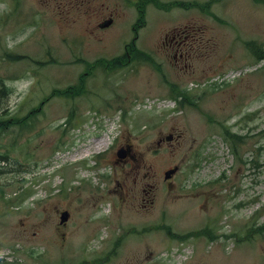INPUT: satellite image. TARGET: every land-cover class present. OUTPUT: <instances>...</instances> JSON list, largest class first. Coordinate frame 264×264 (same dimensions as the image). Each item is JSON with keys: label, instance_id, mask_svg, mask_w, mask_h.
Wrapping results in <instances>:
<instances>
[{"label": "rangeland", "instance_id": "374dc122", "mask_svg": "<svg viewBox=\"0 0 264 264\" xmlns=\"http://www.w3.org/2000/svg\"><path fill=\"white\" fill-rule=\"evenodd\" d=\"M136 1L58 0L53 9L0 0V264H264V2L146 1L135 33ZM111 8L121 13L103 48L82 31ZM178 29L191 46L177 57L182 66L164 43ZM135 34L130 55L145 50L155 67L143 57L109 74L91 69ZM69 86L73 96L57 95ZM180 90L197 103L183 94L181 106ZM227 130L239 133L236 147ZM170 132L181 136L147 150ZM122 141L158 169V189L146 195L154 203L125 223L110 201L108 219L99 214L90 232L86 214L59 223L77 196L90 211H109L102 173L113 178L118 168L97 154L110 148L104 156L115 162ZM174 163L180 172L169 184L161 173ZM139 188L130 194L140 199ZM117 205L131 210L130 198ZM203 227L216 236L194 235Z\"/></svg>", "mask_w": 264, "mask_h": 264}, {"label": "flooded vegetation", "instance_id": "af4514ba", "mask_svg": "<svg viewBox=\"0 0 264 264\" xmlns=\"http://www.w3.org/2000/svg\"><path fill=\"white\" fill-rule=\"evenodd\" d=\"M18 1V0H17ZM40 4V6L44 8L52 7L54 9V3H57L58 0H37ZM133 5V4H130ZM59 7V5H58ZM98 13V11L95 8H92L89 10L88 16ZM121 13V10L118 11V14L116 13L115 8L109 9L105 14L100 16L98 14V17H96L94 20H90L85 25V32L88 34V36L97 41L98 43L102 44L103 48H106L107 42L110 38L116 37L115 32L113 31L112 27L115 24L116 17ZM110 21L109 24L106 25V23ZM183 32V30L178 29L175 32V35H173L170 40L169 34L167 33L165 35L164 43L168 48H174V57L176 58L178 64L182 66L180 61L178 60V56L184 57L186 53H188L191 48L190 42H184L179 38L178 35H180ZM135 41H131L129 43L125 42L123 45H119L120 52L115 53L114 47L112 49H106L102 51V53L98 55L99 56L94 64L97 68L101 69L105 74L108 73L107 70H109V67H118L121 64L122 58L125 56L127 52L130 50L135 51ZM106 51V52H105ZM137 52V51H135ZM188 64H184V66H187ZM181 134H175L173 132H170L169 134H166L164 137L156 139V148H147L150 152L155 151L157 152L159 148L165 146L167 140H174L179 139ZM110 148H107L106 150H102L98 152L97 157L102 158L104 160V167L106 166H115L118 168L116 172V177L113 176L110 173L104 174L102 173V177L104 180H108L109 186L107 188L108 197L104 200V205L106 204L109 207V211L106 212V214L102 212H98L97 210H89L90 207V201L88 199H85L81 196H77L73 200V207L72 212L69 211V209H65L64 211H67L69 215L73 217L76 213H79L81 217H83L84 214L87 215L86 221L90 224L88 226V230L86 232H90L93 230V222L92 220H95L96 218H100L99 214L105 215V219L108 218L106 215L110 212V206L109 202H113V212L114 214L118 213L117 215H120V218H122V221L127 223L125 221V217H133V216H144V212H146V207L152 205L154 203V200H149L146 195L152 193L155 189H158V183L155 182L156 177L158 176V169L157 171L154 169L155 164L151 162H146L143 156H140L137 152H134L132 150L131 143L122 141L116 150V155L114 157L115 162L112 163L111 159H107L104 156L105 152H108ZM110 153V151L108 152ZM176 169L174 173H171V178L168 179L167 174L170 170ZM154 173H153V172ZM152 172V173H151ZM180 172V165L179 163H174L172 166L169 165L166 168H163L161 175L163 176V179L171 184L174 177L177 176V174ZM115 182V183H113ZM140 184V194L142 195L139 199L138 195H132L130 194L131 190H134L135 185ZM168 184V185H169ZM134 185V186H133ZM124 192H128V194H123ZM130 198L131 203V210L129 212H125L123 214L122 207H118V202L120 201L122 204H124L127 199ZM62 211L61 213H63ZM123 214V215H122ZM75 219V218H74ZM101 221L104 222V219ZM128 223H137V222H131V220H128ZM63 223V225H65ZM122 223L119 224L116 223L114 227V233L115 235L118 233V230L122 229ZM74 229L76 233H79L81 231L78 228ZM85 233V231L83 232ZM109 241V239L107 240ZM109 245V243H106V247ZM122 245V244H121ZM120 245V246H121ZM119 248V247H118ZM117 250V249H116ZM105 262V261H104Z\"/></svg>", "mask_w": 264, "mask_h": 264}, {"label": "trees", "instance_id": "16d2710c", "mask_svg": "<svg viewBox=\"0 0 264 264\" xmlns=\"http://www.w3.org/2000/svg\"><path fill=\"white\" fill-rule=\"evenodd\" d=\"M146 1H152V0H139L137 3H136V6H137V9H138V20H137V24H136V26L134 25V28L135 29H138L140 26H144V24H145V19H146V17H145V5H146ZM263 2H264V0H262ZM211 1H208V2H205V3H201V4H198L197 2H191V1H186V4L185 3H183V2H181V1H176V2H164V1H162V0H154V3L156 4V5H158L159 7H161V8H166L168 5H171V4H178V5H181L182 7H184V5H188V7L190 6V5H199L200 7H202V8H205L209 3H210ZM222 20V19H221ZM248 42H250L249 43V45L252 47V48H255V44H254V42H251V41H248ZM247 42V43H248ZM257 59L259 60V61H264V47H262L261 49H260V52H259V55H258V57H257ZM140 60H143V61H145V59L142 57V56H140V59H139V61ZM126 61H127V63H128V61H129V59H128V56H126ZM263 67H264V62H263ZM56 93L57 94H63V95H71V93L70 92H68V91H63V90H57L56 91ZM16 121H18V120H16ZM264 131V130H263ZM225 135V138H227L228 140H230V142L233 144V146L234 147H236V145H237V141L240 139V135H239V133L238 132H235V131H232V130H227L226 131V134H224ZM235 151H238L237 149H235ZM1 156H2V154H1ZM261 228H264V225L261 227ZM261 228L260 227H258V232H260L261 231ZM203 233H206L207 235H209L210 237H215L216 235L214 234V232L210 229V228H206V230L205 231H201V232H199V233H196V234H194V235H202ZM187 236H190V234H186V235H183V236H181L182 238H185V237H187Z\"/></svg>", "mask_w": 264, "mask_h": 264}, {"label": "bare ground", "instance_id": "6f19581e", "mask_svg": "<svg viewBox=\"0 0 264 264\" xmlns=\"http://www.w3.org/2000/svg\"><path fill=\"white\" fill-rule=\"evenodd\" d=\"M82 32H84V34H87L85 31H82ZM143 49V48H142ZM145 50H141L140 49V56H142V57H144V58H146L147 60H151V62L153 63L154 62V57H152V55L150 54V53H147V51H145L146 52V55L145 54H143V52H144ZM7 52H10L9 50L7 51ZM88 73L90 74V75H93L92 73V71L90 70V71H88ZM63 91H68L69 92V90L67 89V88H65V90H63ZM105 140V139H104ZM104 140H102L101 142H103ZM99 144H100V142H98ZM79 149L80 150H83V148L80 146L79 147ZM206 230V228L205 227H203V229H202V231H205ZM202 235H207L206 233H203Z\"/></svg>", "mask_w": 264, "mask_h": 264}, {"label": "water", "instance_id": "95a60500", "mask_svg": "<svg viewBox=\"0 0 264 264\" xmlns=\"http://www.w3.org/2000/svg\"><path fill=\"white\" fill-rule=\"evenodd\" d=\"M175 170H176V169H172V170H170L169 173L167 174V176H169L170 173L174 172ZM68 217H69L68 212H67V211H64V212L62 213L61 222L66 221V220L68 219Z\"/></svg>", "mask_w": 264, "mask_h": 264}]
</instances>
